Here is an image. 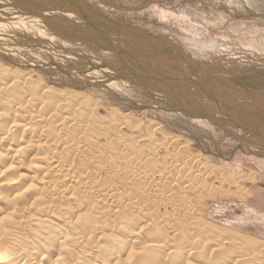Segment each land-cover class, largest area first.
<instances>
[{
  "label": "bare ground",
  "instance_id": "1",
  "mask_svg": "<svg viewBox=\"0 0 264 264\" xmlns=\"http://www.w3.org/2000/svg\"><path fill=\"white\" fill-rule=\"evenodd\" d=\"M252 1L209 2L264 20ZM53 5L0 0V264H264V242L209 220L203 189L224 177L172 133H207L199 120L238 143L225 169L264 161V90Z\"/></svg>",
  "mask_w": 264,
  "mask_h": 264
},
{
  "label": "rangeland",
  "instance_id": "2",
  "mask_svg": "<svg viewBox=\"0 0 264 264\" xmlns=\"http://www.w3.org/2000/svg\"><path fill=\"white\" fill-rule=\"evenodd\" d=\"M20 1L29 6L48 2L54 4L52 7L60 5L67 9H91L95 11L94 13L98 12L96 15L106 23L110 21L109 25L112 27L116 25L138 35L144 34L143 36L151 37L160 43H166L168 38L170 40L172 38L173 42L182 43L184 51L194 62H202L200 64L210 66L226 64L240 68L243 76L238 80H241L242 85L243 83L247 85L251 81L258 85L252 84L254 89V86H257L256 88L264 90V80H258L264 79V20H254L248 17L247 19L240 15H234L231 11H225V8L222 7H211L212 3L209 2L211 0H184L183 2L150 0L151 2L147 1L146 5H141L144 3L142 0H119V4L112 3L113 0ZM258 1L253 0L252 2L254 9L259 12L264 10V0ZM98 22L103 25V22ZM134 37L143 39L142 36L135 35L133 39ZM223 88L233 93L239 92L232 85L231 87L224 85ZM208 99L213 100L212 98ZM102 113L106 115V113ZM137 115L139 116L137 118L143 117L146 123H151L148 117L146 119L141 113H137ZM226 120L227 118H224L222 121ZM194 124L207 131V133L197 134L203 142L197 136V139L191 137L184 130L180 133L170 132L180 136L182 138L180 140L183 142H187L188 150L192 149L195 153L207 154L206 157L211 160H209V166L213 167L211 170L216 169V173L224 177V183H213L212 188L207 189L208 186H206L203 189V197L207 200L206 206L209 208L207 212L209 220L218 227L225 228L232 235L236 233L237 237L238 234L240 237L245 236L255 243L264 242V161L250 154L241 155L240 159H236L238 161H233L235 171L225 169L230 160L225 159V155L229 152L236 154L235 147L237 146L234 145L238 143H234L235 140L221 128L217 127L211 133L205 124L199 123V120ZM244 131L250 133L248 128ZM204 141L210 143L206 144L207 142ZM222 156L223 158H221ZM228 188L229 191H227Z\"/></svg>",
  "mask_w": 264,
  "mask_h": 264
}]
</instances>
